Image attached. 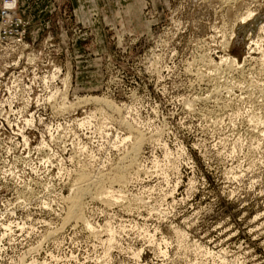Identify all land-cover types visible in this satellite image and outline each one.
<instances>
[{
	"label": "rangeland",
	"instance_id": "374dc122",
	"mask_svg": "<svg viewBox=\"0 0 264 264\" xmlns=\"http://www.w3.org/2000/svg\"><path fill=\"white\" fill-rule=\"evenodd\" d=\"M9 1L0 264H264V0Z\"/></svg>",
	"mask_w": 264,
	"mask_h": 264
},
{
	"label": "bare ground",
	"instance_id": "6f19581e",
	"mask_svg": "<svg viewBox=\"0 0 264 264\" xmlns=\"http://www.w3.org/2000/svg\"><path fill=\"white\" fill-rule=\"evenodd\" d=\"M227 60V59H226ZM229 61H231V63H235L236 61L235 60H231V59H228ZM227 62V61H226ZM95 101H100L101 102V100L100 99H94ZM103 101V100H102ZM91 102V101H90ZM105 102H106V100H105ZM107 103V102H106ZM108 104V103H107ZM112 106V105H111ZM110 106V107H111ZM85 195V194H84ZM78 203H79V200L77 199L76 201H75V204H74V210L71 212V216L72 217H74V216H76V213L78 214V210H77V208H78Z\"/></svg>",
	"mask_w": 264,
	"mask_h": 264
},
{
	"label": "clouds",
	"instance_id": "9594fccd",
	"mask_svg": "<svg viewBox=\"0 0 264 264\" xmlns=\"http://www.w3.org/2000/svg\"><path fill=\"white\" fill-rule=\"evenodd\" d=\"M14 5H15V0H13L12 4H6L5 6L10 8V7H14Z\"/></svg>",
	"mask_w": 264,
	"mask_h": 264
},
{
	"label": "built area",
	"instance_id": "2783aa9c",
	"mask_svg": "<svg viewBox=\"0 0 264 264\" xmlns=\"http://www.w3.org/2000/svg\"><path fill=\"white\" fill-rule=\"evenodd\" d=\"M13 3V0L9 1L8 4H12Z\"/></svg>",
	"mask_w": 264,
	"mask_h": 264
}]
</instances>
